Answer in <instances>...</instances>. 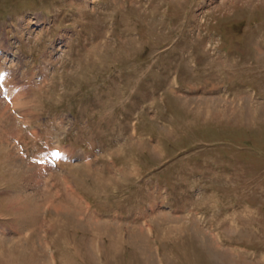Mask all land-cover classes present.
Segmentation results:
<instances>
[{"label": "rangeland", "instance_id": "rangeland-1", "mask_svg": "<svg viewBox=\"0 0 264 264\" xmlns=\"http://www.w3.org/2000/svg\"><path fill=\"white\" fill-rule=\"evenodd\" d=\"M0 72V264H264V0H0Z\"/></svg>", "mask_w": 264, "mask_h": 264}, {"label": "trees", "instance_id": "trees-1", "mask_svg": "<svg viewBox=\"0 0 264 264\" xmlns=\"http://www.w3.org/2000/svg\"><path fill=\"white\" fill-rule=\"evenodd\" d=\"M222 27H223L222 25L221 26L219 25L217 28L220 31V30H222Z\"/></svg>", "mask_w": 264, "mask_h": 264}]
</instances>
